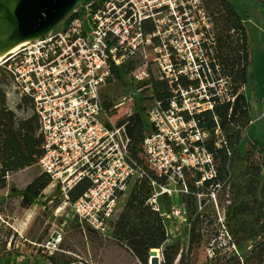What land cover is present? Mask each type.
<instances>
[{
  "label": "built area",
  "instance_id": "obj_1",
  "mask_svg": "<svg viewBox=\"0 0 264 264\" xmlns=\"http://www.w3.org/2000/svg\"><path fill=\"white\" fill-rule=\"evenodd\" d=\"M211 28L201 0H92L78 3L52 30L0 63H8L14 87L34 101L44 138L39 166L59 191L58 213L70 208L81 228L106 236L120 200L145 174L142 162L130 154L125 125L113 118L117 105L104 107V89L115 69L130 70V87L119 105L135 106L152 78L164 80L174 94L163 107L145 93L144 102L153 105L144 114L150 130L142 143L143 163L166 178L152 181L148 203L164 216V197L189 192L186 170L210 167L196 184L216 174L212 154L199 144L207 132L193 118L212 109L215 100L230 98L229 80L212 74L218 67L209 59L215 46ZM201 88L205 97H190ZM82 180L90 186L72 202L69 191ZM182 212L172 206L176 217ZM63 240L54 230L38 246L47 258L61 250ZM153 251L163 261L161 249Z\"/></svg>",
  "mask_w": 264,
  "mask_h": 264
},
{
  "label": "trees",
  "instance_id": "obj_2",
  "mask_svg": "<svg viewBox=\"0 0 264 264\" xmlns=\"http://www.w3.org/2000/svg\"><path fill=\"white\" fill-rule=\"evenodd\" d=\"M257 2L264 15V0ZM203 3L214 25L213 65L220 67L231 88L230 98L215 100L212 109L193 115L198 126L207 132V137L199 144L212 154L216 174L204 179L202 185H197L204 173L193 169L192 181H188L189 192L186 198L189 205L190 234L187 253L206 241L205 216L198 211V196L205 188H229L231 199L224 206L223 225L234 244L251 245L249 254L235 255L236 261L240 264L242 258L244 264H264V147L260 140L251 137V149L245 155L240 149L245 131L253 120V104L245 92L253 65L248 33L232 0H203ZM147 29L151 30V27L147 26ZM124 70L115 69V77L123 81ZM124 83L126 87H130L128 83ZM181 84L189 87L191 82L182 78ZM14 86L15 78L8 69V63L0 65V212L6 202L1 196L3 190L17 196L22 207L30 208L52 182L51 177L39 166L44 153V138L40 131L39 117L34 110V101L31 96L20 94ZM12 92L18 96L14 106L10 103ZM149 92L163 107L169 106L174 95L164 80L156 78H152L150 87L144 89V93ZM143 103L144 97H139L135 101V111L118 120L119 124L125 125L130 138V154L142 162L145 174L135 179L131 186L124 208L112 224V234L144 264L148 263L149 255L154 249H161L162 264H185L180 245L167 243L168 231L163 215L148 203L154 190L152 181L165 183L166 178L143 163L142 143L146 132L150 130ZM113 106L114 101L105 99V108ZM219 140L222 141L220 146L217 145ZM256 152L259 160L254 158ZM241 163L243 168L237 172ZM28 169L34 170V176L21 188L11 177ZM209 169V166L205 167L206 171ZM89 186L87 180L77 183L69 191L70 200L76 201ZM75 222L80 227L76 220ZM46 261L52 264L72 263L71 259H58L55 255L47 257ZM15 264L36 263L23 260Z\"/></svg>",
  "mask_w": 264,
  "mask_h": 264
},
{
  "label": "rangeland",
  "instance_id": "obj_3",
  "mask_svg": "<svg viewBox=\"0 0 264 264\" xmlns=\"http://www.w3.org/2000/svg\"><path fill=\"white\" fill-rule=\"evenodd\" d=\"M201 1L204 6L203 0ZM232 2L246 26L249 49L253 59L249 84L245 88V92L253 104V120L246 129L240 144L241 152L245 155L247 150L251 149V137L260 140L264 147V15L257 0H232ZM205 10L211 21V34L214 36L212 18L206 8ZM214 50L213 47L209 54V59L213 63H215ZM215 66L218 67V72L216 73L214 69L213 77L218 78L220 74L223 76L220 67L217 64H214ZM154 73L158 76L156 71ZM122 75L123 81L129 84L130 70L125 69ZM123 81L115 77L104 89L105 99H110L114 101V105H117L112 112L113 118L117 120L123 119L130 111H135L134 105L131 107L126 103L119 105L123 93L128 89ZM230 88L229 85V91ZM140 95V97H145V100L148 94L141 92ZM190 97L201 99V97H205V91L203 88L194 90L190 93ZM17 100V94L12 92L10 103L14 106ZM144 105L147 109L153 105V101L147 100L143 103ZM254 158L259 160L258 152ZM242 168L243 163L239 164L237 172ZM187 172L185 177L188 183V181H192L194 170H187ZM201 172L206 176L205 169ZM33 176L34 170L28 169L11 177V179L22 188ZM214 191L216 193L215 198L212 195ZM129 194L130 190L120 200L117 216L122 212ZM187 195L188 193L177 191L174 196L162 199V213L168 231L167 243L180 245L185 264H239L235 255L249 254L251 245L249 243L242 246L234 244L227 233V228L223 225L225 223L224 206L228 205L231 199L229 188H205L203 193L198 196V211L205 216L204 233L206 241L201 245H196L189 254L187 248L190 234V215ZM1 196L6 199V202L0 212V264H15L23 260H29L36 264H48L46 256L41 252L38 245L45 241L54 230L61 231L64 240L61 250L53 255L58 259H71V264H144L125 245L113 237L112 230L104 236L90 227L85 229L79 227L70 208L58 213L60 194L52 183L30 208L22 207L20 199L7 190H3ZM175 204L183 209L178 217L171 213L172 206ZM209 250L211 251L209 252ZM149 256L147 264H162L157 252L152 251ZM240 264H244L242 258Z\"/></svg>",
  "mask_w": 264,
  "mask_h": 264
},
{
  "label": "water",
  "instance_id": "obj_4",
  "mask_svg": "<svg viewBox=\"0 0 264 264\" xmlns=\"http://www.w3.org/2000/svg\"><path fill=\"white\" fill-rule=\"evenodd\" d=\"M89 1L92 0H0V34H9L0 42V47L44 35L67 17L78 3Z\"/></svg>",
  "mask_w": 264,
  "mask_h": 264
},
{
  "label": "bare ground",
  "instance_id": "obj_5",
  "mask_svg": "<svg viewBox=\"0 0 264 264\" xmlns=\"http://www.w3.org/2000/svg\"><path fill=\"white\" fill-rule=\"evenodd\" d=\"M15 3L12 4V8H14ZM8 33L0 34V42H3L7 39ZM32 39H24L20 41H13L8 45L0 47V63L7 59L12 53L18 51L23 45L29 43Z\"/></svg>",
  "mask_w": 264,
  "mask_h": 264
}]
</instances>
